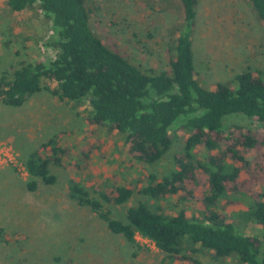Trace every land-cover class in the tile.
Wrapping results in <instances>:
<instances>
[{
  "label": "rangeland",
  "instance_id": "rangeland-1",
  "mask_svg": "<svg viewBox=\"0 0 264 264\" xmlns=\"http://www.w3.org/2000/svg\"><path fill=\"white\" fill-rule=\"evenodd\" d=\"M85 3L90 12L89 26L108 48L127 55L142 69L169 68L172 41L183 20L176 0ZM54 35L51 20L38 4L15 11L6 0H0V75L6 72L11 78L22 63L49 64L55 56L48 45ZM192 46L196 76L208 89L217 82L234 87V78L242 71L264 73V22L248 0H198ZM41 85L20 106L0 100V264H188L186 260L166 258L152 241L139 235L135 243H130L112 233L97 214L77 205L68 191L69 182H78L98 198L99 191L129 183L134 192L128 201L105 204L116 218L125 220L127 208L140 201L165 214L182 209L189 217H199L196 201L148 199L136 191L140 182L146 183L145 174L160 176L171 166L173 154L183 151L185 136L178 129L182 117L169 127L172 143L163 157L145 164L127 157L126 132L87 123L89 106L85 99L80 103L60 99L45 87H54L53 82L43 79ZM223 123L225 127L239 125L264 135L261 124L243 114H231ZM54 135H59L60 144L69 146L73 153L88 151V158L79 159L77 165H51L56 181L44 184L37 178V188L28 190L24 161ZM261 149L249 151L255 162H264L260 158L264 144ZM195 156L204 160V150L197 149ZM198 175L197 189L201 193L206 174L199 170ZM249 187L264 192V183ZM250 205L248 195L227 194L216 209L224 207L238 231L256 236L259 255L263 256L264 232L251 219ZM182 247L199 264L235 263L232 258H216L199 243L185 241Z\"/></svg>",
  "mask_w": 264,
  "mask_h": 264
},
{
  "label": "trees",
  "instance_id": "trees-1",
  "mask_svg": "<svg viewBox=\"0 0 264 264\" xmlns=\"http://www.w3.org/2000/svg\"><path fill=\"white\" fill-rule=\"evenodd\" d=\"M176 1L183 20L177 34L174 32L169 68L157 71L142 69L127 55L108 48L89 26L86 0H6L15 11L38 4L55 30L48 43L55 56L49 64L22 63L11 78L3 72L0 100L20 106L47 79L55 86L46 89L60 99L76 103L85 99L90 126L107 125L109 131L126 132L127 157L145 164L163 157L172 143L169 127L182 117L178 129L185 136L183 151L173 154L171 166L160 176L145 174L146 183L140 182L136 191L148 199L196 201L199 217H189L182 209L165 214L140 201L127 208L125 220L116 218L105 204L128 201L134 192L129 183L99 191L96 198L78 182H69V196L77 205L97 214L112 233L130 243L136 242L137 235L146 238L168 259L199 264L183 252V243L189 241L199 243L216 258L234 259V264H264L258 238L238 231L224 207L216 209L227 194L248 195L249 215L264 232V192L249 187L264 183V162H255L249 154L251 150H262L264 135L239 125L225 127L223 123L227 116L239 113L257 120L264 131V73L246 70L236 74L234 87L222 82L210 89L204 87L195 73L192 46L198 0ZM248 1L264 22V0ZM59 135L43 141L26 157L28 190L37 188V178L44 184L56 181L51 165H77L79 159L88 158V151L82 149L77 154L60 144ZM199 148L205 152L204 160L195 156ZM260 158L264 160V154ZM199 170L206 174L201 193L197 189Z\"/></svg>",
  "mask_w": 264,
  "mask_h": 264
}]
</instances>
